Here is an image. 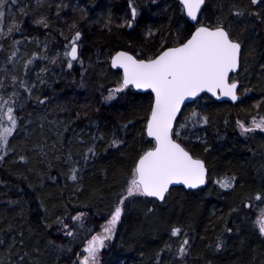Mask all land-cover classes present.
<instances>
[{
	"label": "trees",
	"instance_id": "1",
	"mask_svg": "<svg viewBox=\"0 0 264 264\" xmlns=\"http://www.w3.org/2000/svg\"><path fill=\"white\" fill-rule=\"evenodd\" d=\"M76 1L60 0L52 7L16 0L19 30L0 41L9 54L15 49L22 54L15 64L14 57L10 61L14 71L7 81L15 75L27 86L35 85L31 97L19 84L5 93L8 100L13 91L18 93L9 100L18 127L6 147L0 148L4 157L0 160V264H18L21 258L23 264H76L84 242L99 230L125 192L139 155L153 145L145 135L149 92L128 87L113 100L104 99L121 82L120 71L109 65L110 57L126 50L133 55L143 52L141 58H146L158 53L161 41L175 45L194 28L176 0H131L138 11L132 27L121 24L124 15L126 19L131 15L129 0ZM237 9L245 11L244 17L229 15ZM249 12L264 14V3L205 0L200 14L204 23H214L217 17L224 18L226 26L231 23L246 54L233 76L240 95L235 104L202 95L183 106L176 122V127L185 123L193 110L208 120L195 127L189 123V131L174 136L205 161V186L173 187L163 203L129 198L100 264H264V237L253 220L264 206V199H257L264 197V133L237 131L238 121L248 123L256 113L264 116V22L248 16ZM41 17L47 19L48 28L36 23ZM73 23L75 28H70ZM77 30L83 48L69 68L61 53L64 37ZM28 60L32 63L25 69ZM44 97L49 103L39 105L37 98ZM53 120L60 123L50 124ZM113 139L123 141L122 145L111 147ZM89 147L96 155L85 162ZM72 167L78 169L76 181L68 179ZM225 177H235L233 188L223 189L216 182ZM78 213L84 214L82 219L73 221ZM57 218L75 235L67 236ZM173 227L182 229L176 237L171 235ZM185 238L188 252L180 260L176 252ZM218 239L224 241L220 250L215 247Z\"/></svg>",
	"mask_w": 264,
	"mask_h": 264
},
{
	"label": "snow or ice",
	"instance_id": "2",
	"mask_svg": "<svg viewBox=\"0 0 264 264\" xmlns=\"http://www.w3.org/2000/svg\"><path fill=\"white\" fill-rule=\"evenodd\" d=\"M182 5V10L191 22H193L194 30H190V35L187 39L179 37L175 46H167L166 41H161V48L158 53L141 58L144 56L143 52L136 55L130 54L127 51H117L110 57V64L112 68L122 69V79L119 86L115 89L109 90L106 101L113 100L118 93L122 92L129 86L135 89H146L151 91L150 112L147 116L145 131L148 137L151 138L153 145L147 150L143 151L135 162L132 169L131 179L128 181L125 192L121 194L118 204L115 206L107 223L102 226L101 233L92 236L87 241L83 248V255L78 253L79 264H100L99 254L101 249L105 247V242L112 239L118 222L121 221L122 214L125 210V204L129 198L146 197L154 198L157 201L165 202L170 193V185L183 184L187 188H197L199 185L205 184L207 167L204 160L194 158L189 151L185 149L176 138L182 135L183 131H189V123L195 127L199 123L207 124V118L199 117V114L193 110L190 117L185 118V123L181 124L179 128L174 125L178 119V113L181 111V105L191 98H196L201 92L207 91L213 96L229 97L232 101H238L240 97L238 93V81L230 79V73H238L242 65V59L245 57L244 42L238 37L234 36L231 28V23L226 26L225 19L217 17L214 23H204L200 19L202 13V6L205 0H179ZM11 4H15L16 0H10ZM264 3V0H251L252 5ZM60 7L59 5L57 6ZM129 7L131 8L132 20L125 21L126 26L132 27L133 20L137 17V8L129 0ZM235 7V6H233ZM8 15L13 16L9 8V0H0V39L10 37V34L15 30H19V24L13 21L4 30L3 24ZM21 14L24 9H20ZM229 15L237 18L244 17L245 11L237 9L230 11ZM248 16H255L257 20L264 22V14L260 12H249ZM42 24L45 28L49 27V23L45 17H41L36 21ZM75 28V23L69 26ZM152 35L151 31L148 33ZM63 35V33H61ZM68 40V37H64ZM81 38V32L75 31L71 39L65 45L64 56L67 58V66L71 68L73 61L79 60L78 56V41ZM19 41H14L13 44H18ZM0 50H3V45L0 44ZM17 50L12 51L7 57L10 62L16 56ZM36 54H34L35 57ZM41 59H48L47 56L40 57ZM51 63H56V57L51 58ZM32 63L28 60L24 63L25 69ZM82 63V62H81ZM264 70V65L261 66ZM46 71V69L41 70ZM247 71V69H245ZM7 73V69H4ZM13 88L19 84L26 92L31 93L35 87H29L26 82L19 79L15 75L10 76ZM43 84L44 80L40 79ZM7 87L4 77H0V89ZM251 89H245V92ZM18 97V93L13 91L10 99ZM9 100L4 99L0 95V148L6 147L9 136L12 135L13 130L18 127V118L13 114L14 108L10 106ZM39 105H46L49 103V98H37ZM6 109V112H5ZM63 111V109H61ZM7 116V123L10 126H4V116ZM79 115V114H77ZM50 124H58L60 122L53 120ZM238 127L241 135H247L259 129L264 131V116L259 118L253 117L251 126H246L245 123L238 121ZM125 128L127 125L124 126ZM65 130L67 126L65 125ZM62 135V134H61ZM96 138H94L95 141ZM103 139V137H99ZM93 141V142H94ZM123 141L113 139L110 142L111 147L122 145ZM208 151V149H205ZM96 155L94 147H89L84 153L83 159L87 162L91 157ZM4 157L0 156V160ZM73 159L71 152L68 154V160ZM21 161H25V157H20ZM78 169L71 168V175L68 179L76 181ZM235 177H225L216 182L223 189H231L234 187ZM257 199H264V197H257ZM16 203V201H10ZM43 206V204H41ZM249 205H245L248 207ZM153 209H148L152 212ZM83 213H78L72 217L73 221H80ZM57 222L63 224L65 234L67 236H74L75 233L68 230V225L63 223V220L57 218ZM50 227V225H46ZM254 227L258 228L259 233L264 236V211L258 215L254 221ZM11 228V225L9 226ZM231 232V229H226ZM182 232L179 227L171 229L173 237L178 236ZM21 235H23L21 233ZM186 235V234H185ZM3 240H0V244ZM15 238H13V244ZM24 243L23 240L20 241ZM189 240L185 238L179 245L176 256L185 257L188 252L187 245ZM224 241L218 239L215 245L217 250L223 247ZM12 244L9 245V248ZM170 249V245H166ZM163 251V249L161 250ZM27 255V253H25ZM159 259V253H157ZM23 264V258L18 262Z\"/></svg>",
	"mask_w": 264,
	"mask_h": 264
},
{
	"label": "rangeland",
	"instance_id": "3",
	"mask_svg": "<svg viewBox=\"0 0 264 264\" xmlns=\"http://www.w3.org/2000/svg\"><path fill=\"white\" fill-rule=\"evenodd\" d=\"M33 1L40 2V3H42V4H53L52 7H54V5H56L57 2H60V0H33ZM79 1H80V0H77L76 2H79ZM18 2H19V4H21V1H18ZM61 2H62V1H61ZM155 4H156V2H155ZM166 4H168V2H166ZM16 5L18 6L17 3H15L14 5L11 4V3H10V0H9V8L11 9V12H12L14 15H13V16H9V15L7 14V13H8V9H5V11H6V17H5L4 24H3V27H4V30H5V31H7L8 26H9L10 24H12L13 21H14L15 23L18 22V21L15 19L16 12H19V8H17ZM80 5H82V4H80ZM20 7H21V5H20ZM73 7H75V6H73ZM73 7H72V8H73ZM128 7H129V5H128ZM57 11H58V7H57ZM57 11H56V12H57ZM52 12H53V11H52ZM137 13H138V11H137ZM170 16H171V14H170ZM130 18H131V19H130ZM132 19H133V18H132L131 15L129 16L128 19H126V15H124L123 18H122V20H121V24L124 25V24H125V21H127V20H132ZM133 23H134V20H133ZM74 33H75V31L69 33V35H68V40L71 39V36L74 35ZM6 38H9V37H6ZM3 39H5V38H3ZM3 39H0V41H2ZM68 40H66V41L64 42V45H63V48H62V52H61V53H62V57L65 58L66 60H67V58L64 56V52H65V45L68 43ZM82 48H83V45H82V43H81L80 40H79V41H78V56H80V51L82 50ZM15 50H16V49H15ZM15 50H13V51H15ZM11 52H12V51H11ZM11 52H10V53H11ZM9 55H10V54H9L5 49L0 50V77H4L5 84L7 85V87H5L4 89H0V95H2V96L4 97V99H6L5 97H6V95H7V94H5V93L8 92V90L11 88L10 86H12L11 79L9 78V80L7 81V78L9 77L10 72L13 73V71H14L13 66H10V65H9L10 62L7 60V57H8ZM21 55H22V54L19 55V53H18V51H17V54H16V56H14V60H13V61H14V64H15V61H18V60L21 59V58H20ZM73 62H74V61H73ZM66 64H67V62H66ZM4 69H7V73L4 72ZM118 86H119V84L116 86V88H117ZM6 100H8V99H6ZM9 103H10V102H9ZM10 106H11V103H10ZM5 112H6V109H5ZM253 117H257V118H259L260 115L256 113ZM253 117H252V118H253ZM252 118L248 119V123H245L246 126H251ZM179 124H180V123H179ZM4 126H6V127H7V126H10V125H8V123H7V116H6V115L4 116ZM179 126H180V125H178L176 128H179ZM237 131L240 133V129H239V127H238V124H237ZM263 133H264V132H263ZM240 134H241V133H240ZM113 210H114V209H113ZM113 210H112V211H113ZM261 211H264V206H263L260 210H258V211L255 212V214H254V216H253V220H254V221H256V219H257L258 215L261 213ZM111 213H112V212H111ZM123 213H124V212H123ZM110 216H111V214H110V215L106 218V220L100 225L99 230H98L97 232L93 233V234H92V235H91V236H90V237L84 242V244L82 245V248H81L82 250H83V248L85 247L87 241L90 240V239L92 238V236L97 235L98 233H101V231H102V226H104V225L107 223V221H108V219L110 218ZM122 218H123V214H122ZM122 218H121V221L118 222L117 227H116V230H117L118 227L121 225ZM115 233H116V231L114 232L113 237H112L111 240H113ZM263 237H264V236H263ZM111 240L105 242V247H104L103 249H101L100 254H99V261H100V259H101V255H102V253H103L105 250H107V249L109 248ZM180 244H181V243H180ZM178 248H179V247H178ZM83 254H84V253H83V251H82V253H81L80 255L82 256ZM177 258H179V257L177 256ZM79 259H80V257L78 256L77 261H76V264H79ZM179 259L181 260V258H179ZM182 260H183V259H182Z\"/></svg>",
	"mask_w": 264,
	"mask_h": 264
},
{
	"label": "water",
	"instance_id": "4",
	"mask_svg": "<svg viewBox=\"0 0 264 264\" xmlns=\"http://www.w3.org/2000/svg\"><path fill=\"white\" fill-rule=\"evenodd\" d=\"M179 4H180V2H179V0H176ZM181 5V4H180ZM182 6V5H181ZM203 7V6H202ZM184 13V12H183ZM184 16H185V19L189 22V23H191V24H193V22H191V20H190V18H188L187 16H186V14L184 13ZM194 30V29H193ZM188 38V37H187ZM186 38V39H187ZM169 47H172V46H169ZM118 51H126V50H118ZM117 52V51H116ZM116 52H114V54L116 53ZM127 52H129V51H127ZM130 53V52H129ZM113 54V55H114ZM130 54H132V53H130ZM109 64H110V61H109ZM110 67H111V64H110ZM112 68V67H111ZM112 69H114V68H112ZM118 68H115V70H117ZM118 70H120L121 71V74H123L122 73V69H118ZM232 74H236V73H230V76L232 75ZM238 86H239V83H238ZM129 87H131V86H129ZM136 92H138V93H146V92H149V93H151V91L150 90H146V89H135L134 87H132ZM202 94H206V95H208V96H210L211 98H213V99H215V100H217V101H226V102H230L231 104H235L237 101H232L229 97H225V96H219V97H217V96H213L211 93H208L207 91H205V92H201L199 95H198V97L199 96H201ZM238 95V94H237ZM198 97H196V98H191V99H188V100H186L185 102H184V104H182L181 105V109H182V107L185 105V104H187V103H189V102H192V101H194L195 99H197ZM179 114H180V112L178 113V116H179ZM147 122V121H146ZM145 127H146V124H145ZM145 134H146V131H145ZM146 136H147V134H146ZM148 137V136H147ZM149 139H151L150 137H148ZM154 143V142H153ZM179 143V142H178ZM188 151V150H187ZM190 153V152H189ZM191 154V153H190ZM192 155V154H191ZM194 157V156H193ZM194 158H197V157H194ZM198 159H200V158H198ZM202 160V159H201ZM207 174H208V171H207ZM207 174H206V179H207ZM205 183H206V180H205ZM204 185L205 184H203V185H199L197 188H187V187H185L183 184H173V185H170V189L171 188H173V187H183L184 189H186V190H196V189H199V188H202V187H204ZM152 199H154V198H152ZM157 201V200H156ZM158 202H160V201H158Z\"/></svg>",
	"mask_w": 264,
	"mask_h": 264
},
{
	"label": "flooded vegetation",
	"instance_id": "5",
	"mask_svg": "<svg viewBox=\"0 0 264 264\" xmlns=\"http://www.w3.org/2000/svg\"><path fill=\"white\" fill-rule=\"evenodd\" d=\"M255 131H259V132H261V133H263V132H264V131H261V130H259V129L255 130Z\"/></svg>",
	"mask_w": 264,
	"mask_h": 264
}]
</instances>
